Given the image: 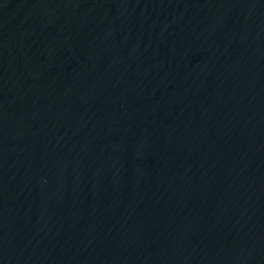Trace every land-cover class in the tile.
Instances as JSON below:
<instances>
[{"label": "water", "instance_id": "95a60500", "mask_svg": "<svg viewBox=\"0 0 264 264\" xmlns=\"http://www.w3.org/2000/svg\"><path fill=\"white\" fill-rule=\"evenodd\" d=\"M0 264H264V0H0Z\"/></svg>", "mask_w": 264, "mask_h": 264}]
</instances>
